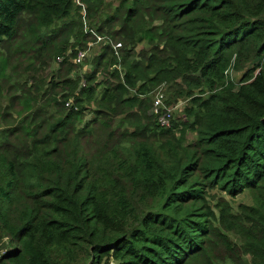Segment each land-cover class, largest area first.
<instances>
[{"label":"trees","instance_id":"trees-1","mask_svg":"<svg viewBox=\"0 0 264 264\" xmlns=\"http://www.w3.org/2000/svg\"><path fill=\"white\" fill-rule=\"evenodd\" d=\"M80 1L0 0V264H264V0Z\"/></svg>","mask_w":264,"mask_h":264},{"label":"rangeland","instance_id":"rangeland-1","mask_svg":"<svg viewBox=\"0 0 264 264\" xmlns=\"http://www.w3.org/2000/svg\"><path fill=\"white\" fill-rule=\"evenodd\" d=\"M118 5V2L115 1V0H105V9H104V12L102 13V17H100L98 20H103L105 19V17L109 16V15H112L113 12H114V9L115 7ZM85 50H88V54L90 56V52H91V57L88 59L87 62H85L87 65L85 66L84 65V69L87 70L88 74L92 73V70L94 68V61H95V58L97 56H99V54L97 53V51L99 50V48H95L94 50H92V48L90 49L89 48V45H88V48H86ZM91 50V51H90ZM57 67L55 65V63L51 64V70H55ZM249 68H251V66H248L246 68V70H248ZM245 70V71H246ZM244 72H240V73H237V72H231V77L232 79L235 81V82H239V80L241 79L242 75H243ZM161 88V87H159ZM161 93L164 94V92L161 90ZM157 90L156 93L159 92ZM165 95V94H164ZM166 97V96H165ZM186 107V102H184L180 108L177 110V112L174 113V115H177V116H181L184 108ZM95 108V106L93 104H91L90 106V109L91 111ZM91 111L90 112V118L92 117L93 118V115L91 114ZM89 115V114H88ZM213 194H215L216 197H219V198H225L227 200V202H230L234 207H238L239 205H242V204H245V205H249V206H252L254 205V199L252 197V195L248 192H245L244 194H241L239 196H237L236 198L232 199L230 196L224 194V193H219V192H214ZM233 237V236H232ZM233 242L235 244H239V241L237 239H235L233 237Z\"/></svg>","mask_w":264,"mask_h":264},{"label":"built area","instance_id":"built-area-1","mask_svg":"<svg viewBox=\"0 0 264 264\" xmlns=\"http://www.w3.org/2000/svg\"><path fill=\"white\" fill-rule=\"evenodd\" d=\"M77 3L82 7V15H83V20H84V25L86 28V33H91L92 35H94L97 39V43L103 42L106 40L105 37H101L99 36L97 33H95L93 30H89L88 29V24H87V12H86V8L85 6L81 3L80 0H77ZM93 45H89V48H91ZM114 50L117 51L120 48H122L121 44H116L113 46ZM76 58H75V62L76 64H83L84 61L89 57L88 54V50H83V49H79L76 48ZM165 95L163 93H161V91H159L156 94V97L154 99V104H153V109H152V114H155L157 116H159V123L162 127H170V119L172 117V115H174L175 112H177V110L180 108V106L184 103L183 101L179 102L175 107L173 108H166L165 104ZM70 103H68L67 105L69 106Z\"/></svg>","mask_w":264,"mask_h":264}]
</instances>
